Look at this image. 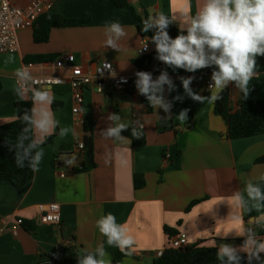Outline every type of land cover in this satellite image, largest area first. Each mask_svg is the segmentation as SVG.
Returning a JSON list of instances; mask_svg holds the SVG:
<instances>
[{
	"label": "crops",
	"instance_id": "0c3cea01",
	"mask_svg": "<svg viewBox=\"0 0 264 264\" xmlns=\"http://www.w3.org/2000/svg\"><path fill=\"white\" fill-rule=\"evenodd\" d=\"M126 1L134 12L117 7L110 0H52V13L69 20L89 15L90 20L78 27L53 28L45 43L34 42L33 28L20 31V51L0 55V126L17 119L16 103L20 100L14 91L15 70L25 65V57H48L50 61L39 62L46 65L47 72L50 63L63 54H74L88 70L109 60L118 73L134 76L143 70L136 61L143 60L146 68L154 61L140 55L143 36L139 22L157 12L177 17L183 13L194 15L203 3V0ZM113 21H118L127 32L120 41L121 52L104 46L105 27ZM171 25L178 29V22ZM9 57L14 61L6 63ZM164 68L176 86L171 93L165 91V97L173 101L171 118L162 109H152L134 88L123 92L88 88L84 91L83 116L92 123V131L86 132L76 122L69 86L51 89L55 101L50 107L60 127H72L77 135L69 133L61 138L57 128V134L42 145L44 156L33 180L19 187L0 182V264H44L51 252L64 249L72 251L65 264H77L81 248L94 252L101 243L113 264L114 247L107 245L96 227V221L108 213L116 217L118 224L126 225L136 241L132 255H127L120 264H154L156 254L166 248L171 238L166 228L175 235L186 234L190 245L217 248L216 240L222 239L234 240L232 246L236 247L243 244L245 237L236 235L234 230L238 231L241 223L234 217H242L244 226L253 227L257 237L264 239L259 236L264 228L252 219L264 213H248L237 207L234 200L225 199L243 191L248 180L259 182L258 177L264 174V163L256 162L264 155V133L230 140L227 123L215 113L214 103L201 104L184 94L179 77L194 76L193 91L209 95L212 68L195 73L173 70L165 64ZM251 85L248 99H264V72ZM228 89L230 106L235 111L238 102L244 99L234 84ZM177 95L184 96L182 102L173 100ZM185 108L189 109L188 120L182 124L175 116ZM110 113H119L124 121L143 125L145 143L135 145L133 138L124 132L122 135L131 141L129 145L105 139L101 131L109 125ZM76 139L92 143V156L86 149H77ZM66 153L75 155V166H67L61 160ZM136 176L144 180L143 187H136ZM51 203L61 207V222L56 226L41 221L39 205ZM18 219L25 224L18 225ZM26 224L33 229L28 231ZM240 255L241 264H247L246 254ZM252 264L259 262L253 260Z\"/></svg>",
	"mask_w": 264,
	"mask_h": 264
},
{
	"label": "clouds",
	"instance_id": "9594fccd",
	"mask_svg": "<svg viewBox=\"0 0 264 264\" xmlns=\"http://www.w3.org/2000/svg\"><path fill=\"white\" fill-rule=\"evenodd\" d=\"M178 22L179 34L173 39L168 27ZM104 46L118 52L122 51L120 41L127 35L124 27L113 21L105 27ZM154 30L151 37L141 46L140 51H146L148 43L155 45L156 59L173 70L182 69L189 73L212 68L211 83L208 86L209 95L201 96L193 91L191 85L194 76L179 77L184 94L195 102L203 104L215 103L222 99L223 91L234 84L236 90L248 99L252 90L251 81L258 78L257 58L264 57V0H203L202 6L194 14L183 13L179 17L157 12L142 20L141 31L144 33ZM186 33V34H185ZM138 52V53H139ZM9 57L6 63L13 62ZM108 67H111L108 65ZM135 86L140 95L144 96L152 109H162L171 118L173 101L165 97V91L171 93L176 90L173 80L167 71H161L156 79L150 72L137 71ZM16 86L14 91L21 102H32V107L23 111L20 121L24 125L16 136L15 142L8 140L9 150L14 153L15 164L18 168L27 166L31 171H39L42 162L44 145L48 138L58 135L63 138L69 133L76 136L72 127H60L59 120L51 110L55 96L48 87L30 88L34 77L29 67L22 65L15 70ZM19 81H25L30 95L19 87ZM184 96L177 95L173 100L183 101ZM189 109H182L175 119L185 124L188 120ZM166 118V119H167ZM165 119V120H166ZM109 125L101 131L105 139H111L119 144H130L131 141L122 132L131 129V136L140 139L143 136V125L138 122L124 121L119 113L107 116ZM67 166L76 165L75 155L67 153L61 155ZM264 182V174L258 177ZM237 207L251 213H264V189L259 183L248 180L243 191H236L230 198ZM239 219L241 227L236 235L244 236L242 245H218L216 258L220 264H241V252L246 254L247 264L255 260L264 264L261 254L264 253V239L258 238L255 231L244 226L242 217ZM256 223L264 228V215L252 217ZM96 227L106 238L109 247H115L124 255H132L135 238L129 234L126 225L118 224L116 217L108 213L96 221ZM77 264H112L110 254L103 243L96 246L94 252L81 248L77 253Z\"/></svg>",
	"mask_w": 264,
	"mask_h": 264
},
{
	"label": "built area",
	"instance_id": "2783aa9c",
	"mask_svg": "<svg viewBox=\"0 0 264 264\" xmlns=\"http://www.w3.org/2000/svg\"><path fill=\"white\" fill-rule=\"evenodd\" d=\"M52 8V0H0V55L18 53L20 51L18 33L33 28L40 16L51 12ZM153 33L154 30H150L143 36L141 46L146 42L147 37H151ZM169 35L172 37L170 33ZM140 55L143 58L155 60V45L149 42L147 50L141 51ZM25 65L29 67L30 72L39 70L38 74L31 73L34 79L29 84L30 88L48 87L52 89L64 85L69 86L74 101L73 113L76 122L82 126L85 123L83 116L85 89L95 88L99 92L107 89L120 92L127 91L129 88L137 90L135 86L137 77L118 73L115 64L109 60L101 61L92 70L85 69L74 54H63L57 57L50 63L49 72H47L46 65L43 63L29 62ZM108 65L111 67H108ZM141 71L150 72L153 79H156L161 71H165V68L162 62L153 61L146 69ZM18 83L21 89H24L29 95L31 94L28 88L25 87V81H19ZM76 147L79 151H84L86 143L81 139H76ZM168 158L169 155H166V159ZM39 210L43 214L41 221L44 224L48 226L60 224L61 207L59 204L39 205ZM23 222L22 219L17 220L18 225H23ZM250 228L253 229V227ZM188 246L190 244L186 234L181 233L171 236L166 248L160 250L156 257L162 256L166 249H185ZM65 261L62 250H55L48 255L44 264H65Z\"/></svg>",
	"mask_w": 264,
	"mask_h": 264
},
{
	"label": "trees",
	"instance_id": "16d2710c",
	"mask_svg": "<svg viewBox=\"0 0 264 264\" xmlns=\"http://www.w3.org/2000/svg\"><path fill=\"white\" fill-rule=\"evenodd\" d=\"M114 5L119 8H130L133 12L134 9L129 5L126 0H110ZM90 20V16L86 15L82 19L69 20L55 13L48 12L40 16V18L33 25V40L35 43H45L49 41L50 32L53 28H63V27H78L82 26ZM142 21L138 24V29L142 36L146 35L141 31ZM167 31L172 35L174 39L178 34L179 30L172 25H170ZM186 34V33H185ZM50 61L48 57L42 55H32L25 57L24 62L29 63H39ZM136 64L141 69H145L143 60L136 61ZM257 71L259 73L264 72V57L257 58ZM2 90V82L0 79V92ZM222 95V99L214 103L215 113L222 117L228 126L227 137L230 140L250 138L258 136L264 133V99H247L241 100L237 104V109L233 111L230 106V91L226 88ZM32 107V102L29 100L27 102H17V119L11 123L0 126V182L7 181L13 185L19 187L29 183L33 180L35 172L31 171L27 166L24 168H18L15 164L14 153L9 150L7 144L8 140L15 142L16 136L21 132L24 125L20 121V116L23 111L27 108ZM84 130L86 132L92 131V123L88 118L85 119ZM124 134L131 136V130L124 131ZM134 144L139 146L145 143L144 137L136 139L132 137ZM48 142L50 139L47 140ZM86 150L92 156V143L90 141L86 142ZM257 163H264V155L256 160ZM84 169V167H83ZM142 177L136 176V187L141 188L144 186V180L140 179ZM260 184L261 188L264 189V182H257ZM198 201L194 202L190 208L196 204ZM23 224H25L23 222ZM26 229L28 231L32 230L33 227H28L26 224ZM166 232L170 236H175L174 232L166 228ZM264 237V231L259 235ZM218 248L216 247H202L198 245H190L185 249H166L162 256L157 257L154 264H218L216 258V252ZM72 253L70 249L62 250V254L67 259V257ZM113 264H120L122 260L127 256L120 252L118 248L114 247L112 252Z\"/></svg>",
	"mask_w": 264,
	"mask_h": 264
},
{
	"label": "water",
	"instance_id": "95a60500",
	"mask_svg": "<svg viewBox=\"0 0 264 264\" xmlns=\"http://www.w3.org/2000/svg\"><path fill=\"white\" fill-rule=\"evenodd\" d=\"M157 61H158V59L154 60V62H157ZM216 243H217V246L218 245H224V244L232 246L235 242H234V240H228L227 241V240L217 239Z\"/></svg>",
	"mask_w": 264,
	"mask_h": 264
}]
</instances>
